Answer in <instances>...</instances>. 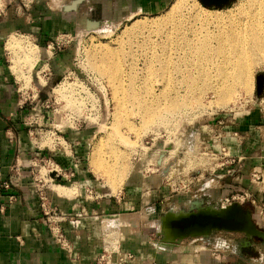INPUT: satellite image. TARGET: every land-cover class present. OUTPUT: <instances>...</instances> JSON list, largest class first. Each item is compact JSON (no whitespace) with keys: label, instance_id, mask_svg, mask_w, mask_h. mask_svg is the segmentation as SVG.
<instances>
[{"label":"rangeland","instance_id":"rangeland-1","mask_svg":"<svg viewBox=\"0 0 264 264\" xmlns=\"http://www.w3.org/2000/svg\"><path fill=\"white\" fill-rule=\"evenodd\" d=\"M21 1L30 2L6 0L11 6ZM175 1L171 0L167 8L158 13H137L116 22L95 21L80 12L73 30L60 32L51 48L36 47L32 40L36 41L26 32L9 33L4 40V47L6 42L8 49L5 51L7 65L14 71L8 45L11 39L18 42V55L25 57L24 51L32 46L37 56L32 67L26 57L21 58L23 73L19 75L15 71L18 78L14 75L25 110L22 123L25 131H30L28 140L42 149L44 157L47 155L43 160H36L38 170H43H37L36 174L45 178L46 170L52 168L48 154L57 151L74 155V149L80 148V159L74 160L78 166H84L91 179L85 192L90 198L98 192L117 195L135 179H158L175 197L165 201L162 208L159 206L161 210L155 216L158 221L152 222V227H157L152 233L157 245L163 238L158 229L163 217L170 209L188 210L195 199H203L204 206L217 203L219 207H228L236 203L250 208V199H242L250 192L242 190L243 187L227 197L213 200L207 193L210 187L203 189L202 186L219 179L224 185L234 177L238 170L234 173L230 170V175L225 170L231 162L237 163V159L231 161L234 159L231 155L239 148L238 139L244 137L240 129L252 115L264 120V82L258 85V80L264 77V62L252 68L246 84H236L230 92L231 100L225 103L221 102L220 89H213L224 51L217 55L215 49H210L204 52L203 57L207 54L204 59L184 43L186 36L194 39L211 34V46H218L216 33L228 30L232 19L243 17L240 10L248 0H230L221 6L187 0L180 10H173ZM75 4L73 1L71 7ZM218 15L220 19L216 18ZM90 24H95L96 29H90ZM190 42L202 46V41ZM105 51H113L116 55L112 71H117L115 76L120 79L117 85L109 77L114 72H99L92 66ZM194 62L205 64L206 72L191 66ZM218 126H222L220 131ZM229 126L239 130V138L228 140L231 137ZM252 178L258 182L263 179L262 173L254 171ZM72 180L67 181L71 183ZM233 195L237 198L231 203L225 201ZM182 197L185 198L180 200ZM115 218L107 222L109 228L118 218L125 219L119 226L115 225L119 228L115 229L118 234L130 226L150 230L146 226L149 219H146V211L133 220L126 214ZM202 238L212 250L221 242L231 245L230 249L226 244L218 246L217 253L221 254L232 252V246L241 244L246 234L221 230ZM189 240L190 237L181 243ZM254 248L264 254L262 245ZM258 256L262 262L247 264H264V256Z\"/></svg>","mask_w":264,"mask_h":264},{"label":"crops","instance_id":"crops-1","mask_svg":"<svg viewBox=\"0 0 264 264\" xmlns=\"http://www.w3.org/2000/svg\"><path fill=\"white\" fill-rule=\"evenodd\" d=\"M73 1L76 2L75 7H71ZM170 1L80 0L77 4L76 0H30L11 6L7 5L6 0H0V264H92L103 250L105 233L118 228L115 225L109 228L107 222L116 219L119 214H126L133 220L145 211L146 219L148 216L153 218L146 220L150 230L130 226L119 234L121 250L134 256L130 264L262 262L258 254H264L260 250L256 252L254 247H264V240L254 236L246 235L241 239V244L233 246L232 252L221 254H215L202 237H190L189 241L173 248L158 246L152 238V222L158 221L155 216L161 210V205L175 197L169 187L159 183L156 178H142L126 184L117 195L98 192L90 198L85 192L86 187L91 185V179L84 166H78L74 160L80 159V148L74 149V155L57 151L48 154L64 171L74 170L75 177L69 183L64 176L55 178V173L47 175L42 182L47 196L46 205L42 206L38 192L43 184L37 181L36 160H43L47 155L44 157L42 149L31 144L28 140L30 131H25L22 123L25 110L18 95L17 74L11 65H7L6 36L15 31L26 32L38 43L25 36L36 47L51 48L60 32L73 30L76 22H79L80 12L89 19L116 22L137 13H158L167 8ZM221 127L218 126V131ZM227 129H230L229 141L235 140L234 137L239 138V130L233 126ZM240 130L244 137L238 139L239 148L231 155L234 161L237 159V163L231 162L225 170L227 174L230 170L233 173L238 170L237 173L224 185H221L220 179L212 181L207 193L213 200H218L243 187L242 190L250 192L247 201L250 199L251 203L249 209H244L251 213L255 225L264 231V120L260 121L252 115ZM254 171L261 172L263 179L256 182L252 178ZM5 180L11 181L10 188L1 187ZM64 188L66 192L60 190ZM47 211L55 214L56 222H49ZM54 226L64 234L69 249L58 240L52 230ZM249 240L251 244L248 246ZM200 241L203 242L198 244Z\"/></svg>","mask_w":264,"mask_h":264},{"label":"bare ground","instance_id":"bare-ground-1","mask_svg":"<svg viewBox=\"0 0 264 264\" xmlns=\"http://www.w3.org/2000/svg\"><path fill=\"white\" fill-rule=\"evenodd\" d=\"M186 1L187 0H176L175 4L173 5V10H180L185 5ZM202 1L203 3L207 5L214 4L218 6L225 5L228 2L227 0H202ZM240 11H241L240 14H242L243 17L241 18L237 17L235 19H232V22L230 24L231 26L228 30L221 31L220 33L217 32L218 34L216 33V38L218 39L217 40L218 46H214V47L211 46V42L213 38L211 34L198 37V38H194V39H189V37L187 36L184 38L185 46H189V48H193L196 52L200 53L202 57H203L204 52L209 51L210 49H215V52L217 53V55H219L220 53L224 51L223 59L221 60V62L220 61L218 62V69L216 68L217 69L216 73L218 75V77H216L217 80H215L216 85L215 86L212 85V86H213V89L215 90L220 89L221 97L223 99V101L221 100V102H225V103H228L231 97L230 95L235 89L236 84H238L239 82L246 84L247 79L252 75V71H253L252 68L256 64H261L264 62V0H248L246 5L243 4ZM208 12H211V11H208ZM216 18L220 19L221 16L218 15L216 16ZM217 22H221V21H217ZM89 28L96 29L95 24H90ZM22 37L28 38L25 36H22ZM190 41H202V46L200 47L196 43H193ZM17 43L13 39H11L8 42V45L10 46L9 49H11L10 51L12 53L11 60L14 64L13 67L15 68V71L17 72V74L22 75L23 72H21L22 66L20 67V59L23 58L24 56L22 57V55H18V52L16 51V48L18 46ZM224 43H227V44L225 45ZM23 47L26 48L25 45ZM24 52L25 54L24 53H20V54L25 55L26 59H28L27 62L30 63L31 67L34 66L37 56L34 55L33 47L29 46L27 51L25 50ZM206 56H204L203 58L205 59ZM100 57L101 58L97 59V61L95 60L93 61L94 64L92 66L96 70H99V72L100 71L101 72L104 71L107 73L110 71L114 72L113 73L114 75L111 74L109 77L112 80L113 84L117 85L118 80L120 79L117 80V76H115V73H117V71H112V68H115L114 66L116 65V63L114 62L116 55L114 54L113 51H105L103 55ZM204 59H202L201 62ZM192 64L194 68L195 66H198L200 67V69H202V72H206L204 71V69L206 68L205 64L194 62V63H191V66ZM208 79L212 80V78H209V77ZM210 82L212 83V81ZM262 83H263V80L259 79L258 80L259 87L263 85ZM215 93L217 94V92ZM148 117L149 116H147V118ZM105 171H106L105 173H107V169H105ZM45 178H46V175H45ZM118 180L119 179H117V181ZM60 190L62 192L63 191L66 192L65 188L60 189ZM194 207H200L201 211L215 214L218 216L234 215L238 220H243V221L246 220L249 222L248 219H246L242 214H240V210L237 206L230 205L227 207L226 205H222L221 207H219L217 205H211L209 207L202 208L203 206L202 205L200 206L199 202L197 204L195 202ZM184 214H186V212L184 211L170 210L163 217L162 226L160 228L158 227V229H160V231L165 235V241H160V244H158V246L173 248L175 244L178 245L177 242H175L174 240L180 234L169 225V221L181 215H184ZM124 220L125 219L123 218H118L116 221H113V223H110V224L119 226L120 224H122ZM157 226H159V224ZM155 228L157 229V227L154 226L153 229ZM208 229L209 228H204V230H208ZM190 230L193 231V233H197L201 231V229H197V228H191ZM248 231L252 232L254 230L253 228H249ZM106 234H107L105 235L106 239L114 246H117L120 235L117 234L115 231H111Z\"/></svg>","mask_w":264,"mask_h":264},{"label":"water","instance_id":"water-1","mask_svg":"<svg viewBox=\"0 0 264 264\" xmlns=\"http://www.w3.org/2000/svg\"><path fill=\"white\" fill-rule=\"evenodd\" d=\"M76 1L80 2V0H76ZM227 1H228L227 3H229L230 0H227ZM263 82H264V77H263ZM195 202L196 204L199 202L200 206L201 205L203 206L202 208L215 205V204H211L208 206H204V201L197 200L191 203L188 210H179V211L186 212V214L181 215L169 221V225L180 234L174 240L175 242H177V244H180L184 239L189 238V237L208 238L211 233L215 231H221V230L230 231V232H243L248 237L254 236V237L262 238L264 240V231L260 230L255 225V223L253 222L251 213L248 210H245L241 204L234 203L232 204V206H237L240 210V214H242L246 219H248L249 222L246 221L245 219H244L245 221L238 220L234 215L218 216L215 214L201 211L200 207H194ZM216 205L218 206V204ZM191 228L201 229V231L197 233H193V231L190 230ZM204 228H209V229L204 230ZM249 228H253L254 231L249 232L248 231ZM161 235L163 236L161 241H165L164 235L163 234Z\"/></svg>","mask_w":264,"mask_h":264},{"label":"built area","instance_id":"built-area-1","mask_svg":"<svg viewBox=\"0 0 264 264\" xmlns=\"http://www.w3.org/2000/svg\"><path fill=\"white\" fill-rule=\"evenodd\" d=\"M234 161V159H233ZM50 162L52 168L49 169V172L46 174L47 175H51L52 173H55L56 174V177L55 178H59V177H62L64 176L65 178H74L75 177V171L74 170H71V171H64L62 168L58 167L57 164L52 160V158L50 157L49 160H48V163ZM40 168L38 170V172H40ZM38 174V173H37ZM0 176H1V172H0ZM39 176V179L37 180L39 183L43 184V188L39 189V195H40V198H41V201H42V206L45 207V200L47 199V196L45 195L44 193V183L43 180L44 178L43 177H40V174H38ZM53 180V178H52ZM214 181V180H212ZM212 181H208L206 182L202 188L203 189H208L210 186H211V183ZM1 187L3 188H10L11 187V181L10 180H5L1 183ZM41 186V187H42ZM88 192L92 193L93 190H87ZM250 195L249 194H244L242 196V199H247L249 198ZM237 197L235 195H233L231 198L228 197V198H225V201L228 202V203H231V200H234L236 199ZM197 200H202L204 201L203 199H195L194 201H197ZM243 200V201H244ZM193 201V202H194ZM192 203V202H191ZM217 204V203H216ZM46 215L48 217V220L49 222L51 223L52 221L53 222H56V216L55 214L51 213L50 211H47L46 212ZM54 233L57 234V238L58 240L60 241V243L66 247L67 249H69V243L67 241V239L65 238L64 234L60 231L59 228H57L56 226H54V228L52 229ZM106 233H109V232H106ZM105 233V235H107ZM223 243V244H221ZM221 243H218L214 246L213 248V252L216 254L219 250V247L218 246H222L224 244H226V248L227 249H230L231 245L227 244V242H221ZM225 246V245H224ZM161 247V246H160ZM233 250V246L231 248ZM134 259V256L132 253L130 252H123L121 250V246H120V240H118V245L117 246H114L113 244H111L107 239H106V236L104 237V244H103V250L102 252L99 254V256H97L94 260V262L92 264H130L131 261Z\"/></svg>","mask_w":264,"mask_h":264},{"label":"flooded vegetation","instance_id":"flooded-vegetation-1","mask_svg":"<svg viewBox=\"0 0 264 264\" xmlns=\"http://www.w3.org/2000/svg\"><path fill=\"white\" fill-rule=\"evenodd\" d=\"M96 21V20H95ZM99 21V20H98Z\"/></svg>","mask_w":264,"mask_h":264},{"label":"trees","instance_id":"trees-1","mask_svg":"<svg viewBox=\"0 0 264 264\" xmlns=\"http://www.w3.org/2000/svg\"><path fill=\"white\" fill-rule=\"evenodd\" d=\"M255 239H257V238H255Z\"/></svg>","mask_w":264,"mask_h":264}]
</instances>
